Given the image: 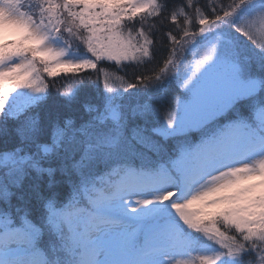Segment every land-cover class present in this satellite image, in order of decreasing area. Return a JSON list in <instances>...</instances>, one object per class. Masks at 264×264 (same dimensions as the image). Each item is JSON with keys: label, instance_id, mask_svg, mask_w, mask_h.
<instances>
[{"label": "snow or ice", "instance_id": "snow-or-ice-1", "mask_svg": "<svg viewBox=\"0 0 264 264\" xmlns=\"http://www.w3.org/2000/svg\"><path fill=\"white\" fill-rule=\"evenodd\" d=\"M0 13V264H264V0Z\"/></svg>", "mask_w": 264, "mask_h": 264}, {"label": "trees", "instance_id": "trees-1", "mask_svg": "<svg viewBox=\"0 0 264 264\" xmlns=\"http://www.w3.org/2000/svg\"><path fill=\"white\" fill-rule=\"evenodd\" d=\"M171 4L174 5V6H178L180 5L182 2L186 3L187 0H170ZM201 3H203V0H200ZM199 6V5H198ZM244 14V10H241L240 13L238 15H243ZM197 29H194V28H190L189 31H196ZM228 32H231L232 34L235 35V41L238 42V44L244 48L245 50H249L251 48L250 46V42H248L246 40V38H244L241 34L239 33H236L234 30H227ZM225 31H223L221 34L222 36L225 38V40L227 39H231V38H228L226 37V35L224 34ZM206 35H211V34H206ZM179 39V37H178ZM231 40H234V39H231ZM191 55V54H189ZM109 75L112 77V79L115 80V83L113 84L112 81L110 80V84L112 87H115V88H119L121 87V84H122V80L120 79H117V77H123L124 76V73L122 72H116L112 69L109 70ZM63 77V78H61ZM53 78L49 77L48 80H52ZM93 79H95V77L93 76ZM56 80H57V83H58V86L59 85H64L63 87H60L59 88V91L62 92V93H66V92H69L71 89L70 87L68 86V83H67V74H60L56 77ZM55 92H56V89H53V95L50 97L49 99V103L45 106V108L42 110L43 113H49L51 115H55L56 111L62 106V101L60 100V98L58 96L55 95ZM102 95L103 94V84L101 83L100 87L97 88L96 86H93V85H86L84 86L82 89H81V97H80V100L78 103H83L85 100H92L93 98H96L97 95ZM177 95L179 93H176ZM74 107H79L78 105L77 106H74ZM25 195H30L32 194L30 192V190L26 187L25 188ZM167 204V203H166ZM198 238V241H200V238L197 236ZM200 243V242H199ZM198 243V244H199ZM203 242H201L202 244Z\"/></svg>", "mask_w": 264, "mask_h": 264}, {"label": "rangeland", "instance_id": "rangeland-1", "mask_svg": "<svg viewBox=\"0 0 264 264\" xmlns=\"http://www.w3.org/2000/svg\"><path fill=\"white\" fill-rule=\"evenodd\" d=\"M0 18H2V13H0ZM217 31H220V30H217ZM224 34L226 35V37L228 38H231V39H234V41L236 40L235 39V35L232 34L231 32H228L227 30H225ZM191 54V53H189ZM189 58L191 59V55H189ZM153 193L152 192H149L147 193V195H152ZM167 203V202H165ZM166 211H170V209H166ZM198 237L199 235L196 234ZM200 238V237H199ZM200 243L198 244V247L200 248H204V247H207L208 245V242L207 241H203L202 238H200ZM201 242H203L201 244ZM209 250H212L211 248H209ZM199 253H190V254H187V255H182V254H178L175 256L174 260H173V264H184V261H192L194 262V264H199Z\"/></svg>", "mask_w": 264, "mask_h": 264}]
</instances>
